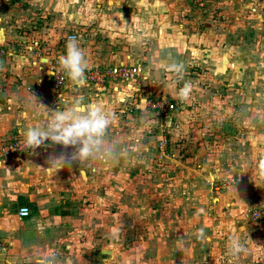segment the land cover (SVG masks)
I'll return each mask as SVG.
<instances>
[{"label":"rangeland","instance_id":"obj_1","mask_svg":"<svg viewBox=\"0 0 264 264\" xmlns=\"http://www.w3.org/2000/svg\"><path fill=\"white\" fill-rule=\"evenodd\" d=\"M56 2L14 29L22 39L6 55L50 57L45 80L54 89L58 57L71 36L87 56L86 72L118 66L115 57L139 51L140 61L132 63L141 68L139 89L128 90L112 110L130 124L122 128L117 120L110 128L136 151L118 163L78 164L86 168L68 174L43 170L49 155L70 154L71 146L4 158L0 264L25 257L4 254L5 230L23 226L18 209L33 190L49 199L45 213L76 217L65 223L69 232L86 237L95 223L97 237L107 232L111 239L101 247L113 256L108 264L264 263V0H60V9ZM171 61L184 65L179 83L176 73L159 68ZM184 82L192 91L182 101L177 93ZM170 104L174 109L165 110ZM18 136L13 131L0 144ZM59 184L68 191H58ZM41 210L33 208L32 216ZM81 217L94 224L81 229ZM233 237L244 246L236 255L228 250ZM83 250V264H107L103 254Z\"/></svg>","mask_w":264,"mask_h":264},{"label":"crops","instance_id":"obj_2","mask_svg":"<svg viewBox=\"0 0 264 264\" xmlns=\"http://www.w3.org/2000/svg\"><path fill=\"white\" fill-rule=\"evenodd\" d=\"M49 1L51 0H0V45L14 47V41H17L18 38L22 39L16 36L14 29L24 24V22L27 24L30 21V15L35 14L36 11L41 10L43 13V7H46L45 5ZM56 1V7L60 9L58 6L60 0ZM139 54V51H137L131 53V55H127V58L125 56V59L124 57H115L119 61L116 64L128 65L129 63L132 66V63H138L140 61ZM113 58L114 56L111 57V59ZM50 65V57L43 58L42 56L29 53L21 56V54L17 55V53L8 52L0 60V141L13 131L18 132L21 135L19 137L22 138V132L29 124L41 122L45 112V108L41 104L52 110L57 107L63 108L70 104L76 97L83 94L86 102L103 103L106 110L112 112L113 107L119 102L118 98L122 100L128 90L136 91L139 89L136 88L139 82L130 81L119 83L118 81L117 84H114L117 86H106L104 89L107 92L96 93L87 82L83 88H75L67 78L64 88L55 90L51 86V80H45V76L49 75L48 69ZM120 84L128 85L124 87ZM114 121H117L116 123L113 122L114 125L121 124L122 128L125 125L122 123L127 122V120H122L121 118H116ZM127 123L130 124V122ZM54 145L50 141L46 142L45 145L32 150L31 153L39 154V151L47 147H50L54 151ZM25 152L28 154L29 149ZM15 160L19 159H12L8 162L11 163ZM77 165L73 163L70 168L66 167L62 169V172L68 174V170L76 171L77 169H80L81 172L83 168H86L82 165L77 167ZM31 170L36 171L38 167L32 166ZM46 171L49 172V170H43V172ZM58 187V191H68L65 186L61 187V184ZM49 202L47 198L36 197L34 190L31 195L28 194L26 196L23 206L30 208V214L25 218L19 217L20 221L25 220L23 226L19 229L16 228L14 230L15 228L11 227L5 230L7 234L4 241H7V245L6 248H3L4 254H24L25 257H23L20 264H37V261L40 260H43L45 264H66V262L67 264H83L81 253H84L83 248L85 247V253H88V255H91L92 252L95 254H103L108 264L113 256H109L108 251L104 250L101 246L103 245V241L104 243H109L108 241L111 239L110 235L104 232V234L102 233L104 236L101 238L97 237L99 233L97 224H94L91 220L85 219L84 217H81L79 220L78 226L81 229H84L82 227L83 224H94V227H89L90 230L86 234V237H83L84 233L76 229L69 232L66 229L68 226L65 223H69L70 221L75 223L76 217L73 215L52 216L47 214V212L45 213L44 210L48 211L50 207ZM33 208L42 209V215L32 216ZM60 224H63V226H60ZM92 235L96 236L91 237ZM91 240L94 241L93 244H91ZM99 241L101 243L96 244ZM60 253L61 255L64 253L67 256L62 258L59 256ZM35 254H42L44 257L42 259L36 258Z\"/></svg>","mask_w":264,"mask_h":264},{"label":"clouds","instance_id":"obj_3","mask_svg":"<svg viewBox=\"0 0 264 264\" xmlns=\"http://www.w3.org/2000/svg\"><path fill=\"white\" fill-rule=\"evenodd\" d=\"M57 67L75 88H83L86 85L88 59L76 36L67 39L65 52L58 57ZM159 68L176 73L177 83L183 78L185 71L183 63L176 61L161 62ZM191 91V84L184 82L177 95L182 101L187 100ZM34 98L36 99L35 96ZM41 105L45 108L43 120L29 124L22 132L24 149L35 150L49 141L74 149L70 154L49 155L46 163L50 172L58 173L66 167L70 168L73 163L87 162L99 166L118 163L122 157L136 151L135 145L122 144L111 136L110 128L115 115L107 111L103 103L86 102L85 96L81 94L63 108L52 110ZM259 169L260 175L264 177V159L260 161ZM197 238L204 239L203 229L198 230ZM228 250L236 255L244 251V246L237 237H233L229 241ZM37 264L45 262L40 260Z\"/></svg>","mask_w":264,"mask_h":264},{"label":"built area","instance_id":"obj_4","mask_svg":"<svg viewBox=\"0 0 264 264\" xmlns=\"http://www.w3.org/2000/svg\"><path fill=\"white\" fill-rule=\"evenodd\" d=\"M10 47L0 45V60L6 55L7 50ZM141 72L140 67H134L130 65H118L112 66L101 72H85L86 82L91 83L97 89H104L109 81H120V82H130L135 81L137 76ZM66 82V77L62 71L56 70L53 76V87L56 90H61ZM174 109V104L167 105L165 110ZM24 140L21 137L12 138L3 144H0V163L4 158H8L13 154L21 155L25 152ZM30 208L27 206H21L18 209V216L20 218H25L29 216ZM25 264V263H23ZM264 264V263H262Z\"/></svg>","mask_w":264,"mask_h":264}]
</instances>
